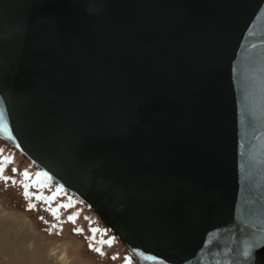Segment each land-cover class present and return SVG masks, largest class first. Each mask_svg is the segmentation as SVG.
Instances as JSON below:
<instances>
[{"label":"water","instance_id":"95a60500","mask_svg":"<svg viewBox=\"0 0 264 264\" xmlns=\"http://www.w3.org/2000/svg\"><path fill=\"white\" fill-rule=\"evenodd\" d=\"M0 140L134 264H264V0H0Z\"/></svg>","mask_w":264,"mask_h":264},{"label":"rangeland","instance_id":"374dc122","mask_svg":"<svg viewBox=\"0 0 264 264\" xmlns=\"http://www.w3.org/2000/svg\"><path fill=\"white\" fill-rule=\"evenodd\" d=\"M5 158H11L13 162L4 164ZM0 167L5 168L4 175L17 181L23 182L24 171H28L32 177L29 183L34 184L36 181V172L32 164L1 140ZM13 168L17 169V172H13ZM47 183V187L30 188L33 198L28 200L23 195L21 183L5 184L0 177V231L2 242L9 241L8 250L13 253L11 256L10 253L6 254L1 250L0 264H12V259L19 258V254L33 253L32 241L26 242L22 248L18 242L27 233L36 237L46 248L51 264H129V261L130 264H134L123 244L113 236L95 213L75 200L73 207L68 209L61 207L69 203V196L65 192L48 203L36 200V196L54 195L57 187L49 181ZM29 204H35V209L30 210ZM53 212H56V215H53ZM69 216L76 217L75 223L68 220ZM94 228L98 229L95 234L92 231ZM77 229H82V233H77ZM108 240L113 241L111 246L102 243ZM13 242L15 244H12ZM90 245L100 248L104 255L93 251ZM53 251L56 254H52ZM60 254H64L65 258H59ZM114 256L118 258L113 259Z\"/></svg>","mask_w":264,"mask_h":264},{"label":"snow or ice","instance_id":"6c2138e0","mask_svg":"<svg viewBox=\"0 0 264 264\" xmlns=\"http://www.w3.org/2000/svg\"><path fill=\"white\" fill-rule=\"evenodd\" d=\"M12 159L11 158H5L3 163L4 164H9V163H12ZM5 168L3 167H0V177L3 178L4 180V183L5 184H8V183H11L12 185H16L17 183H21L22 184V187L24 189V192H23V195L25 198H27L28 200H31L33 198V194L29 191L30 188L32 187H37V188H42V187H47L48 186V181H51L52 177L47 173V172H37L35 175H36V181L35 183H29V181L32 180V177L30 175V173L28 171H24L23 172V182H20V181H17L15 179H12L10 177H8L7 175H4L5 173ZM13 172H17V169L13 168ZM41 177L43 179H41ZM64 194V188L63 186H59L56 188L55 190V193L53 196L51 197H44V196H36L35 199L36 200H41V201H44L45 203H48L52 200H55L57 198V196H60V195H63ZM68 200H69V203L67 204H63L61 205V207L65 208V209H68V208H71L73 207L74 205V201H73V198L71 196L68 197ZM29 209H35L36 205L35 204H29L28 205ZM53 215H56V212H53ZM57 219H59V217L57 216ZM68 220L70 222H73L75 223V220H76V217L74 216H69L68 217ZM77 233H82V229H77L76 230ZM93 234H95L98 229H93ZM92 239L94 240L95 239V235H93ZM102 243H106L107 245L111 246L113 244V241L112 240H108V241H105V242H102ZM256 244L257 242H253L250 246V248H255L256 247ZM90 247L92 248L93 251H96L98 252L101 256L104 255V252L101 251L100 248H94L92 245H90ZM245 257H250L251 256V250H248V251H245L244 253ZM118 257H113V259H117ZM129 264H130V261H129Z\"/></svg>","mask_w":264,"mask_h":264},{"label":"bare ground","instance_id":"6f19581e","mask_svg":"<svg viewBox=\"0 0 264 264\" xmlns=\"http://www.w3.org/2000/svg\"><path fill=\"white\" fill-rule=\"evenodd\" d=\"M2 241H3L2 240V234H1V231H0V251L2 250V251H4L3 253L9 254L10 253L9 252V250H10L9 248L10 247L7 245V242H9V241H7V240H6L7 242H5V241L2 242ZM29 241H32L33 242V245H34L33 253H26V254L22 253V254H19V258L12 259V261H11L12 264H51L50 261H49V259H48L49 258V255H47V253H46V248H44L38 242V240H37L36 237L30 235L29 233L25 234L23 237H21L20 241H18L19 243H21V244H19V245H21L20 248H22L25 245V243L26 242H29ZM12 244H15V243L13 242ZM13 247H14V245H13ZM12 254H11V256H12ZM52 254H56V252L53 251ZM59 258H62V259L65 258L64 254H60V257ZM71 264H74V263H71Z\"/></svg>","mask_w":264,"mask_h":264}]
</instances>
